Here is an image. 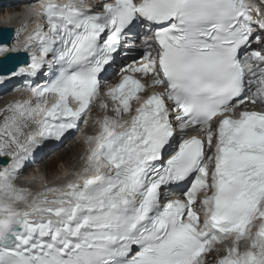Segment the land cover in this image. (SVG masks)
Segmentation results:
<instances>
[{
  "label": "snow or ice",
  "instance_id": "obj_1",
  "mask_svg": "<svg viewBox=\"0 0 264 264\" xmlns=\"http://www.w3.org/2000/svg\"><path fill=\"white\" fill-rule=\"evenodd\" d=\"M261 10L264 0L30 7L32 30L0 42V56L27 54L12 77L44 78L28 85L35 106L0 109V264H264V111L246 106L264 108ZM138 49L143 62L103 93L111 105L98 101L116 54ZM97 101L105 114L72 178L34 194L17 185L29 154L78 129Z\"/></svg>",
  "mask_w": 264,
  "mask_h": 264
},
{
  "label": "bare ground",
  "instance_id": "obj_2",
  "mask_svg": "<svg viewBox=\"0 0 264 264\" xmlns=\"http://www.w3.org/2000/svg\"><path fill=\"white\" fill-rule=\"evenodd\" d=\"M5 9V7L3 6V5H1L0 6V24H12V23H14L15 25V28H17L18 26H20V23H18V20L17 19H15V18H13L14 16H13V9H6V10H4ZM3 11H6L5 13H1V12H3ZM25 14H27V13H25ZM16 40H22V37L21 36H16L15 34H14V37H13V41H12V44L16 41ZM119 55V57H118V59H120V60H122V58L120 57V54H118ZM118 59H116V63H117V65H118V62L119 61H117ZM112 67H113V65H112ZM1 77H3V79H0V83H3V82H8V81H11L12 80V76L11 75H8V76H1ZM41 81H43V80H41ZM98 103V102H97ZM2 106V105H1ZM0 106V107H1ZM34 106V105H33ZM98 106V105H97ZM99 107V106H98ZM94 112H96V110L94 111ZM104 111H102V112H100V113H103ZM95 116H97V117H99V115L98 114H94V113H89V115L88 116H86V121H89V122H87V124H90V123H92L91 121L94 119V117ZM2 120H0V122H1ZM82 136H83V138L85 139V135H83L82 134ZM77 143H78V141L75 139H69L68 141H66L65 142V144L61 147V148H59V149H56V150H54V151H50V152H48V155H47V157H49L50 159H49V161L47 160L46 161V159H45V165H46V167L49 169L50 168V166H52V161H54V160H52L51 161V159H53V158H55L54 156H56V155H61L62 154V152H64V151H74V150H76L77 149V151H78V147L80 146V150L83 148L82 147V144L81 143H79V144H81V145H77ZM85 144H87L86 142H85ZM88 145V144H87ZM77 146V148H75ZM75 148V149H74ZM70 153V152H69ZM69 153H66V155L64 156V157H70V155L72 156V154H69ZM84 156V155H83ZM46 157V158H47ZM44 158L42 157L40 160H37V162H39V163H41V161L43 160ZM47 162H49L48 164H47ZM41 165H42V163H41ZM65 165V164H64ZM27 168H30V169H33V167L32 166H27ZM43 167H41V169H42ZM47 168H45L44 167V169H47ZM74 169V168H73ZM64 170L67 172V173H69V171L64 167ZM74 170H76V169H74ZM42 171V170H41ZM43 172V171H42ZM25 172H23V174H24ZM48 173V172H47ZM32 175L34 176L32 179H31V185H32V183L33 184H49V183H52V182H49V183H44L43 181H42V179L40 178L41 177V175L40 174H38L37 175V173H32ZM50 175V174H49ZM47 177V176H46ZM69 178V177H68ZM46 179H48V178H46ZM48 181V180H47ZM57 181H53V183L52 184H54V183H56ZM57 184V183H56ZM29 189L30 190H32L33 189V186H31V187H29ZM38 191H43V189H41V188H36ZM220 246H222L223 247V245L222 244H220Z\"/></svg>",
  "mask_w": 264,
  "mask_h": 264
},
{
  "label": "rangeland",
  "instance_id": "obj_3",
  "mask_svg": "<svg viewBox=\"0 0 264 264\" xmlns=\"http://www.w3.org/2000/svg\"><path fill=\"white\" fill-rule=\"evenodd\" d=\"M0 109H1V107H0ZM95 110H96V112H94ZM100 112H102L101 108H98L97 106H94V107H92V111L90 113L98 114L100 117H102L105 113H100ZM1 115L3 116L2 113H1ZM0 120H3V117H0ZM94 126H95L94 123H90V127L93 128ZM77 145H81V144H79V142H78ZM75 148H77V146ZM81 150H83V148ZM81 150H80V146H79L78 147V151H77V149L74 150V151H69L70 153L68 151H64V152H62L61 155L54 156L55 158L51 159V161L52 160H54V161L51 162L52 166H50L49 169L46 167L45 162L47 160L49 161L50 158L47 157L48 152H45L44 155L42 156L44 158L41 161L42 165L40 163L36 167L39 168V169H41V167H43L41 170L44 171L46 174L48 172V176L46 177L48 179H46V180H48L49 182L56 181L57 178H59V176H60V171L63 170L64 167L68 168L69 170H74L73 168H75V167L77 168L78 165H80L79 162H78V156L80 155L79 152H82ZM66 153L72 154V156L70 155V157H68V158L64 157L66 155ZM45 159H46V161H45ZM48 163L49 162H47V164ZM44 167L47 168V169H44ZM39 169H38V171H40Z\"/></svg>",
  "mask_w": 264,
  "mask_h": 264
},
{
  "label": "water",
  "instance_id": "obj_4",
  "mask_svg": "<svg viewBox=\"0 0 264 264\" xmlns=\"http://www.w3.org/2000/svg\"><path fill=\"white\" fill-rule=\"evenodd\" d=\"M12 30V27L0 26V41L7 42L9 44L10 39L12 38ZM25 60L26 56L23 52L0 56V74H6L8 72L15 71L16 66Z\"/></svg>",
  "mask_w": 264,
  "mask_h": 264
}]
</instances>
